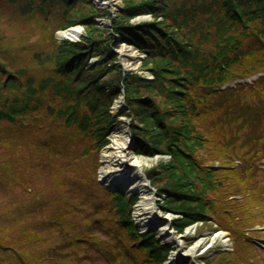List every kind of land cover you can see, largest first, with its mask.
I'll return each mask as SVG.
<instances>
[{
	"label": "trees",
	"instance_id": "trees-1",
	"mask_svg": "<svg viewBox=\"0 0 264 264\" xmlns=\"http://www.w3.org/2000/svg\"><path fill=\"white\" fill-rule=\"evenodd\" d=\"M152 1L128 0L112 23L146 53L154 81L116 62L114 35L85 12L91 0H0V264H80L85 237L116 242L107 246L112 264L168 259L169 246L134 223L136 197L97 177L121 85L119 114L132 117L136 152L170 156L144 172L167 195L166 206L183 214L177 229L201 221L232 236L234 250L200 258L264 264L254 243L263 234L256 226L264 225L263 170L254 160L264 153V74L226 85L264 72V0ZM141 12L154 20L129 23ZM51 14L59 29L82 20L87 36L48 34L49 47L35 50L30 66L21 63L17 49L33 32L15 19Z\"/></svg>",
	"mask_w": 264,
	"mask_h": 264
},
{
	"label": "rangeland",
	"instance_id": "rangeland-1",
	"mask_svg": "<svg viewBox=\"0 0 264 264\" xmlns=\"http://www.w3.org/2000/svg\"><path fill=\"white\" fill-rule=\"evenodd\" d=\"M92 5L88 7L85 5V12L89 14L88 16L91 18L89 21L91 24L94 26L98 27L99 29L103 30H108V32L112 35H114V39L111 43V50L116 55V62L122 66L123 69H125L128 72H133L136 73L137 75L141 76L143 80H149V81H154V74L151 71L153 63L148 61V57L145 52L140 50L136 45L127 42L123 39V36L120 32L115 31V27L112 23L113 20H119L121 17H123V8L127 7L128 0H91ZM131 2H134L133 4H138L140 3L141 0H130ZM154 1V0H153ZM152 1V2H153ZM156 2L158 0H155ZM156 4H162V3H156ZM16 18V17H15ZM57 14H51L47 18L38 17V16H29L26 18L22 19H15V22L18 24V28H32V35L28 40L23 41V46L17 49V52L21 56V63L31 65V58H34L33 54L35 50H46L49 47L50 42L52 41V38L47 39L46 35H52L53 38H56L57 40H63V39H69L73 41H81L82 37L87 36L88 34V26L86 25L85 22L82 20L77 22L74 25H71L67 28L64 29H59L58 25L59 22L57 20ZM161 19V18H159ZM154 20V16L152 13H145L141 12L137 14L136 16L130 18L129 23L131 24H137L140 22H150ZM5 28H9V25L3 24ZM73 26H79L80 27V34L78 37H61L59 36V32L61 30H65L68 28H71ZM134 51L140 53L139 61L135 63L134 66L128 65L129 61V52ZM90 61L94 64H98L100 62V57L97 54H94L90 57ZM149 63H148V62ZM260 74H257L252 77H248L247 79L242 80V82H245V80H250L254 79ZM234 83H229V85H233ZM142 90V87H140ZM144 92V89L143 91ZM126 106V97H125V90L122 85L119 88V92L113 97L112 99V104L110 105V113L113 116V129L108 136V142L104 145V147L99 151V166L97 169V177L98 180L100 179V174H101V169L102 166L104 165L103 162V150L107 144H110L113 142L114 136L117 132L122 130L124 127L126 129V132L129 134V146L131 147L133 145V149L131 148V151L134 155H136V140L131 132V121L132 117L129 115H120L119 112ZM259 131V130H258ZM257 131V132H258ZM260 131H264V129H261ZM264 141V140H263ZM260 141L258 143V146L260 148H264V142ZM135 150V151H134ZM138 154V153H137ZM141 155L142 157H145L148 159V162L143 165L142 171L144 172L145 169L153 166V164H157L160 159H163L165 161L170 159L169 155H156L154 157L151 156H146L144 154H138ZM256 166L257 168H260L263 170L262 174V179L264 180V153L258 155L255 159ZM218 164V161L216 162ZM239 164V163H238ZM145 173V172H144ZM146 175V174H145ZM146 179L148 183L152 186L153 188V194L155 195V201L158 203V206L162 210L160 213L161 216V221L159 223H156L152 227L149 228V231H152V233H155V237L158 241L165 243L169 246V252H168V259L171 257L172 251L174 250V245L169 244V242H163V240L159 239V232H160V224H162L165 219L168 217L167 215H171L170 217V223L171 227L173 228V235L177 237L184 246H190L192 247L193 245L197 244V248L190 254H185L182 255L180 260H177V262H193L192 264H206V261L201 259L200 257L203 255H206L208 253L212 254L215 252L217 249L225 250V251H232L234 250V241L232 239V236L228 230L221 229L220 231H224L228 233V239H229V244L224 245L222 243H219L218 240H214L215 234L218 231H214L213 229L210 228L209 225L207 226H202L203 222L199 221L197 223H193L190 225H187L184 230L179 231L177 229V226L175 225V222L178 218L182 217L183 214L177 211H173L169 209L166 206V201H167V195L166 194H160L158 190L151 184L150 179L146 176ZM100 181V180H99ZM102 184V183H101ZM263 188V187H262ZM264 189H262L263 191ZM130 194H133L136 197L135 204L137 200L140 197V192L138 189L133 190L130 192ZM264 197V192L259 194V197ZM257 229L261 231V235L259 237L255 238L257 239L256 241L259 242L258 246V252L264 256V225L263 226H256ZM98 233L100 234L99 236L104 237V233L100 230L97 229ZM259 231V232H260ZM147 232V231H146ZM146 232L142 233L145 234ZM17 232H12V236H14ZM110 238L109 236H106ZM200 238H202L201 241ZM85 242L86 244L84 246H81L78 248L77 253H83L86 252L87 254L81 258V263L80 264H112L111 259L114 262L113 257H111L110 252H107V246L111 247L110 244H117L116 242L109 240L102 246L99 241H94L93 239H90L88 237H85ZM108 240V239H107ZM55 242V240L53 241ZM131 243V242H129ZM100 247V249L98 248ZM66 252H72L70 249L65 250ZM88 255V256H87ZM110 255V256H109ZM78 256V255H76ZM139 256L143 257V253L139 252ZM111 257V259H110ZM0 258L2 257V253L0 252ZM166 261V260H165ZM165 261L159 263V264H164Z\"/></svg>",
	"mask_w": 264,
	"mask_h": 264
},
{
	"label": "bare ground",
	"instance_id": "bare-ground-1",
	"mask_svg": "<svg viewBox=\"0 0 264 264\" xmlns=\"http://www.w3.org/2000/svg\"><path fill=\"white\" fill-rule=\"evenodd\" d=\"M79 34V26H73L59 32V36L67 38H75ZM128 56L130 58L128 65L134 66L139 61L140 53L131 51ZM131 148L133 149V145L129 146V134L123 127L122 130L115 134L113 142L107 144L103 150L104 165L102 166L101 174L110 183L126 189L128 193L135 189L139 190L140 197L134 204V215L142 228L146 229L161 221L160 213L162 210L155 201V195L149 188L148 181L142 171V167L148 162V159L137 153L134 155ZM167 216L165 221L160 224L159 238L163 242L166 241L175 246L171 254L172 260H175L176 258H181L182 255L192 253L197 248V244L192 247L184 246L173 235V228L170 223L171 215ZM201 240L202 238L199 241ZM214 240H218L219 243L224 245L229 244L228 234L224 231H218Z\"/></svg>",
	"mask_w": 264,
	"mask_h": 264
},
{
	"label": "water",
	"instance_id": "water-1",
	"mask_svg": "<svg viewBox=\"0 0 264 264\" xmlns=\"http://www.w3.org/2000/svg\"><path fill=\"white\" fill-rule=\"evenodd\" d=\"M143 174H144V176L146 177V175H145V173L143 172ZM148 185H149V188L152 190V192H153V188H152V186L148 183ZM126 188V187H125ZM109 189L110 190H113V191H121V192H126V193H128L127 192V190L126 189H124V188H122V187H120V186H118V185H114V186H111V187H109ZM160 239V238H159ZM161 240V239H160ZM181 258H176L175 260H172V258L170 257L169 258V260H167L164 264H169V263H171V262H175V261H177V260H180Z\"/></svg>",
	"mask_w": 264,
	"mask_h": 264
}]
</instances>
